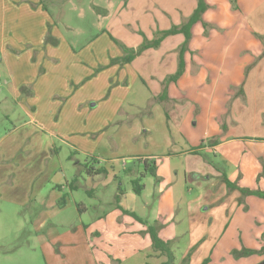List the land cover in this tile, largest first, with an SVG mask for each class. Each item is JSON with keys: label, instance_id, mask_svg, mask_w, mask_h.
I'll use <instances>...</instances> for the list:
<instances>
[{"label": "rangeland", "instance_id": "rangeland-1", "mask_svg": "<svg viewBox=\"0 0 264 264\" xmlns=\"http://www.w3.org/2000/svg\"><path fill=\"white\" fill-rule=\"evenodd\" d=\"M38 1L46 5L51 19L48 20V32L43 38L44 43H39L41 36H36L35 33L29 36L21 31L17 33L8 23L6 25L8 36L4 41L7 56L0 60L2 86L0 92L6 90L7 77L16 74L22 80L30 77L45 80V87L56 90L50 99L36 101L37 111L27 102L26 94L22 91L20 98L17 99L4 92L9 98L3 99L0 105V137L21 127L28 120L29 112L35 115L38 122L18 131L20 161L28 156L30 138L41 133L45 140L51 143L52 148L55 146L59 148L57 152L52 151L58 165L57 170L63 166L66 180L71 181L72 175L80 168L76 159H68L74 147L85 151V154L78 153L76 156L82 161L87 158L86 151H93L92 153L106 159L119 157L122 151L126 150L138 153L141 151L138 144H144L146 149L145 139L149 138L150 134L141 135V132L145 131L141 125L151 119L152 112H163L165 125L173 123L176 118L175 125L180 123V128L183 126L185 118L183 116L191 113L192 147L201 145L210 147L213 141L227 139L228 136L238 137L243 143L264 139V91L261 80L264 68L257 66V61L264 57V0H211L212 4L205 0L209 7L192 27L191 99L173 100L169 88L167 90V86L176 83L186 72L187 62L183 54V74L178 80L167 82L166 77L159 83L161 92L159 94L153 92L152 96L150 95L152 90L146 88L147 86L136 88L138 91L145 88L149 100L145 106L129 114L122 108L114 111L109 107L105 109L103 107L104 104L105 106L108 104L104 103L107 99L116 100L120 87H115L114 80L117 79V75H111L112 70H103L98 75L99 69L104 66L102 63L115 51V43L102 31L104 29L110 31L131 46L142 40L141 30L147 31L148 38L152 40L159 30L172 27L178 17V14L168 11L169 14L162 15L161 7L164 9L167 5L174 6L180 3V0H159L161 6H156L148 15L139 16L135 9L155 4L157 0H133L137 8L132 6L129 10L125 7V0ZM191 1H194V11L198 0ZM127 19L132 20L130 23L138 30L137 32L131 33L133 30L130 24L129 28L127 27ZM54 27L58 35L56 38L51 33V28ZM57 39L61 40L59 46H56L58 50L52 53L50 46L47 45H57L55 43ZM11 43L17 47L12 49ZM171 43L170 41L165 47ZM8 50H11L10 53H7ZM46 51L47 59L44 62L32 60L33 54L36 58L37 53H40L38 59H43L41 53ZM176 52L179 69L180 49ZM48 53L60 58L56 68L53 67L51 63L53 60ZM139 65L144 66L138 61L133 68ZM221 65L225 68V73L217 81L216 75ZM262 65L263 62L260 66ZM233 66L241 68L231 69ZM120 67L119 70L123 69L124 65ZM167 69L168 66L165 65L160 69V73H167ZM177 71L175 70V73ZM152 79L151 73L147 74V82L152 84L154 89H160ZM215 83L217 84L214 86ZM27 85L33 89L34 83ZM97 86L102 87L99 95L104 97L108 95L109 98H101L100 105L92 108L90 106L95 102L93 91ZM62 91L64 94L60 95ZM213 92L216 94L215 97ZM179 93L182 95L183 90L180 89ZM223 96L227 98L223 100ZM220 104L223 105L224 111L219 109ZM75 105L74 114L68 115L70 122L68 125L73 126L67 131L68 137L64 138V142L59 141L57 137L50 138L49 134L56 129V124L63 122L61 110ZM233 106L235 109L232 110ZM125 110L130 111L131 108L127 107ZM91 117L102 120L100 126L96 127L94 122H90ZM152 119L157 128L163 121L161 117L155 115ZM32 127L34 128L32 134L25 136L24 134ZM98 127L99 131L96 132L95 129ZM153 132L155 133L154 128ZM160 134L163 133L153 134L154 139L159 142L162 141L159 137L157 139ZM43 137H40L41 141ZM88 147H91L90 150H86ZM169 149L167 148L168 151ZM197 154L201 158L198 163L193 159L191 167L199 168L200 164L204 165L206 162L211 164L209 170L213 171H206L204 174L202 170L191 173V213L187 214V218L191 217V231L186 232L182 244L174 246L170 243L175 255L173 264H202L209 256L211 257L209 264L259 262L262 256L258 254L236 258L232 251L234 248L241 249L244 246L255 248L264 244L261 237L264 235V221L254 222L264 215L260 207L261 203L264 204V199L252 195L250 200H247L248 195H243L238 189H230L223 182L222 173L230 172L221 161L223 156L214 153L211 148L205 151L198 150ZM121 160L113 162L115 168L113 171L110 167V179L105 180V184L98 185L97 196L94 198L87 193V188L93 185L86 181L88 177L79 179L82 185L77 189L66 186L65 189L60 190L56 187L53 190L50 186L46 187L44 189L46 198L43 200H35L34 197L31 199L32 187H28L27 184L21 185L22 201L19 204L9 203L10 191L0 192V264L166 263L169 257L153 249L148 229L144 231L136 227L144 226L143 223L132 215H124L120 206H117V198L120 195L126 206L135 207L139 213L148 217L146 219L150 223L156 221L151 216L157 207V200L149 195V191L145 190L142 195L134 191L131 195L135 196L134 204L132 197L127 200L125 194L132 192L131 181L139 176L144 169L143 165L138 163L139 160H131L127 162V167L131 170L126 171ZM109 163L107 162V165L111 166ZM138 165L142 170L140 172L136 170V174L132 173L131 171ZM28 171L29 169H26V173ZM83 173L85 175L84 171ZM115 173L120 175L117 180L114 177ZM200 173L202 176L198 178ZM152 177L146 176L141 183L149 184ZM60 178H57L56 183L64 181L62 176ZM233 181L238 186L245 187L239 183L237 175ZM24 192L27 200L26 197L23 198ZM62 197L66 201L64 207L58 205ZM51 202L55 203L53 208L48 207ZM81 203L88 207V211L79 210ZM145 226L147 228L146 224ZM122 228L129 232L120 231ZM97 230L102 236L96 234Z\"/></svg>", "mask_w": 264, "mask_h": 264}, {"label": "crops", "instance_id": "crops-1", "mask_svg": "<svg viewBox=\"0 0 264 264\" xmlns=\"http://www.w3.org/2000/svg\"><path fill=\"white\" fill-rule=\"evenodd\" d=\"M157 1L155 2V4L146 5L144 7H141L140 9L138 7V10L135 9L137 16L141 14L148 15V13L154 10L156 6H161L162 3H159V0ZM207 1L212 4L211 0ZM125 4V7H127L128 10L132 6L133 8L134 6H136L137 8V4L135 5V2L133 0H125ZM193 9L194 1L192 2L191 0H180V3H177L174 6L167 5L164 6V9L161 7V13L162 15L169 14L171 12H173L172 14H178L177 19L174 21L175 25L187 21V19L193 12ZM48 12L49 10L44 7V5L41 4L38 0H0V60H3V58L7 56L4 45L5 38H7L8 36V28L6 25L10 23L14 28V31L17 33L21 31L23 34L27 33L29 36L33 33H35L36 36H41L39 43L42 44L44 43L43 38L48 32V22L51 21V19H49L50 15ZM126 21L128 22L127 27L128 24H130L129 26L133 30L131 33L138 31L137 29L132 27L133 24L130 23L132 22L131 19H127ZM128 28H126V30H128ZM141 31L144 32L148 37L147 31ZM51 33L55 38L58 37L55 27L53 29L51 28ZM112 35L115 36L113 33ZM108 37L110 40H112L109 35ZM115 37L117 38V36ZM134 37L137 38V36ZM119 40L127 44L124 40ZM59 41L57 39V41L55 42L57 45H47L50 46V52L53 53V51L55 52V50H58L56 46H59ZM142 41L143 36L142 40L139 42L141 43ZM170 41L172 42L171 45L165 47V45H167ZM184 41L185 36L183 34H176L172 35L171 37L169 36L162 41L159 48L147 49L143 54L138 56L131 63L123 64L124 67L121 70H119V68H121V64L117 63L116 59L122 57L124 52L123 49L113 41L115 43V51L113 52L112 56H108V58L102 63L104 64V66L99 69L100 72L98 73V75L101 74L103 70H112L113 72L111 73V75H117V79L114 80V83L116 85L115 87H120V91L116 95V100H111L108 95L105 97L99 95L102 87L97 86L95 91H93V100H95V102L92 103L90 107H98L100 105L101 98H109L104 102L108 103L106 106L104 104V109L109 107L115 111L119 108H122L128 114L133 110H139L140 108L145 106L146 102L149 100V94H147L145 88H143L144 90L140 88L139 91L136 90V88L147 86L146 88L152 90L150 91V95L153 92H155V94H159L161 92V84L159 83L170 74H174L175 70H177L178 68V54L176 51L180 49V46ZM139 42L133 46L129 44L127 45L130 47H137L140 44ZM15 47H17V45L11 43V48L14 49ZM10 51L11 50H8L7 53H10ZM39 54L40 53H37L35 55L36 58L33 57V54L32 60H36V62H44L47 59V51L41 53L43 59H38ZM184 54L185 60L187 62L186 72L176 83H171L168 86L169 94L173 100L187 101V99H191V41L189 42L188 50ZM49 55L54 62H51L53 64V67L56 68V65L60 63V58L55 56L54 54ZM138 61L142 62L144 66L141 67L139 65L138 67L133 68V65L138 63ZM262 62L264 63V57H262L260 61H257V66L264 68V65L260 66ZM165 65L168 66V72L165 74H163L162 72L160 73V69H162ZM235 68L236 67L233 66V68L231 69ZM149 72L151 73V76L153 78V83H155L157 86H160V89H154L153 85L147 82V74H150ZM224 73L225 68L223 67V65H221L220 70L216 75L217 81L220 77L224 76ZM262 74V91H264V70H262ZM11 77L12 76L10 75L7 77L8 79L6 81V90L0 92V105L3 99L9 98V96H7L4 92H7L8 95H12L10 97L17 99L20 98L22 91V93L26 94L27 102L30 103L37 111L38 107L36 106V101L44 99L48 100L53 94L56 93V90L54 88L45 87V80H36L32 79L31 77L22 80L19 79V76H17V74L12 78ZM131 78L134 79L131 80ZM31 83H34V85L32 86L33 89H30V85H27ZM226 83L229 84V82L227 81ZM122 84L125 85L123 86ZM216 84L217 83H215L214 86ZM233 84L236 83L233 82ZM0 88H2V86ZM180 89L183 90L182 95L181 93H179ZM63 94L64 92L62 91L60 95ZM68 95H70V93ZM213 96H216L215 92H213ZM181 97L183 98L180 99ZM226 98V96H223V100ZM219 99L222 100L221 97H219ZM68 100L65 99V101ZM127 107L131 108V110H125V108ZM219 109H223L224 111L223 105L221 106L220 104ZM233 109H235V106L232 107V110ZM75 110L76 105L71 108H63L61 110L63 122L60 124H56V129H52L54 132L52 131L49 134L50 138L57 137L59 141H63L66 136L68 137V129L73 128V126L68 125V123H70L68 122V115L71 116L72 114H74L73 111ZM83 111L84 107L82 105L81 112ZM152 113L153 116L155 115V117H161V121H163L157 128L155 127L152 116L150 117L151 119L147 120V123L144 122L142 124L143 126L141 125V127H144L145 130L144 133L141 132V135L150 134V137L145 139V142L147 144L146 149H144V144H138V146L141 147V151H139L138 153L133 150H126L122 151V155L119 157H108L106 159H102L99 154L92 153L93 151H86L87 158L85 161H82V159H79L76 156L78 155V153L85 154V151L83 149L79 150L78 148L74 147L72 154L68 159H76L77 164L80 165V168L74 175H72V178L70 179L71 181H69L66 180L67 176L64 173L63 166L62 169L57 170L58 165L56 164L55 155H53L52 151L57 152L59 151V148L56 146L52 148V146H50L51 143L45 140L41 133L35 134L32 138H30V150L28 156L22 158L21 161L19 160V129L27 127L29 124H38L35 115L29 112V114H27L28 120L25 121L21 127L11 130L0 137V192L2 193L3 191H10L8 195V198H10L9 203L19 204V202L22 201L20 198L21 185L27 184L28 187H32V196L29 195L31 199H33L34 197L35 200H43V198H46L44 195V189L46 187L50 186L53 190L56 187H58V189L60 190L65 189L66 186H69L71 189H77L80 185H82L79 179L82 177H88L86 181L88 183H93V185L87 188V193L91 198H94L95 196H97L96 189L98 188V185L102 183L105 184V180L108 181L110 179V167H112L113 171L115 168L113 162L118 159H122L121 163L123 169L125 168L124 170L130 171L131 169L127 167V162L131 160H139L140 162L138 163L142 165V161H144L146 158H154L157 160L158 164V175L161 176L162 179L155 182V179L152 177V182H150L149 184H144V190L142 194L145 190H147L149 191V195H152L157 200V207L152 212L153 215L151 216V218L163 224L162 228L159 230V236L163 240L168 241L175 246L179 243L182 244L181 242L184 239L186 232L191 231V217L187 218V214L191 213V173L194 174L195 171L200 170H202V174H204L206 171H213L209 170V167H212L211 164H208L206 162L204 163L208 166L205 164H200L199 168L191 167V161L193 159L194 162L198 163L199 158H201L200 155L194 153L196 149L205 151L211 148L214 153L217 152L218 154H220V156H223L221 161L224 162V164L230 170V172L226 171V174L232 181L234 179V176L237 175L239 183L245 186L243 188H259L264 190V139L251 140L243 143L242 140L238 137L228 136L227 139H219L213 141V145L211 144L210 147L205 145H201L200 147H192L190 127L191 113L183 116L185 118L183 120V126L181 128L180 123H176L175 125V121L177 120L176 118L173 123H168V125H165L163 112ZM183 117H181V119ZM89 121L94 122V125L96 127L100 126V123L102 122V120H100L98 117H91ZM122 126L124 127L125 125ZM220 126L222 127V123L220 124ZM123 127H120V129H122ZM153 128L156 134L163 133L157 136V139L158 137L161 138V142L154 139L153 134L155 133L153 132ZM216 128L217 130H219L217 125ZM63 129L65 130L63 131ZM96 130L99 131V127L96 128L95 131ZM30 131H28L24 135L30 136L34 131V128H30ZM40 137H43V141L40 140ZM249 146H251V148ZM90 148L91 147H88L86 150H90ZM167 148H170L169 151L167 150ZM142 151L144 152L140 153ZM74 155L76 158L74 157ZM10 161L12 162L9 163ZM107 162H110L109 165L111 166H108ZM206 167L208 168L207 170ZM26 169H29L28 173H26ZM104 169L106 170V173L101 172V170ZM89 170L91 173L88 172ZM136 170H139L140 172L142 169L138 165V167H136L135 170L133 169L131 172H134L136 174ZM83 171L85 172V175ZM202 174L200 173V175H198V178H201ZM9 176H11L10 179ZM60 176L64 178V181H62L61 183H56L57 178H60ZM119 176L120 175H117L116 173L114 174L116 180L119 178ZM149 188L151 189L149 190ZM131 191L132 192L125 193L127 194V200L134 192L133 189ZM251 196L252 195H249L247 200H250ZM131 197L134 204L135 196ZM23 198L27 200L26 192H24ZM258 198L263 199L260 197ZM117 199V206H121L119 208L124 215L131 216L130 214H127L123 211L128 210L131 212H136L140 217L148 220L146 219L148 217H145L142 213H139L135 207L126 206L123 202L124 199L121 198L120 195H118ZM258 203H260V201ZM65 204L66 201L64 200V197H62L61 203H59L58 205L64 207ZM54 205L55 203L51 202L49 203L48 207L53 208ZM123 205L126 207H124ZM148 205L149 202L147 200L146 206ZM260 207L261 211L264 214V204L261 203ZM79 210L81 212H86L88 211V207L81 203ZM257 221H264V215L254 220V222ZM143 225L144 226L137 225L136 227H138L139 229L142 228V230L147 229L144 223ZM120 231L129 232L128 230L125 231L124 228L120 229ZM96 234L102 236V234L99 233L98 230ZM255 248H260V246H256Z\"/></svg>", "mask_w": 264, "mask_h": 264}, {"label": "trees", "instance_id": "trees-1", "mask_svg": "<svg viewBox=\"0 0 264 264\" xmlns=\"http://www.w3.org/2000/svg\"><path fill=\"white\" fill-rule=\"evenodd\" d=\"M42 4V1H41ZM46 7V5H44ZM209 7L208 4H206L205 0H198L197 7L192 12V14L189 16L187 21L181 22L180 24H175L172 27L165 29V30H159L157 34L155 33V37L150 40L144 32L141 31L140 34L143 36V41L137 46V47H130L127 44L123 43L121 40L116 38L112 35L108 30L104 29L103 32H107L110 38L118 44L123 49V56L120 58H117V63H120L121 65L126 63H131L134 59H136L138 56L144 53L147 49L150 48H159L162 41L170 35H176V34H183L185 36V41L180 46V54H181V60L179 64L178 71L174 74H170L167 76L166 81H177L178 78L183 74V61H182V55L186 52V50L189 47V42L192 38V27L202 18V15L207 11V8ZM47 8V7H46ZM50 34V33H49ZM48 37L46 41H48ZM168 88V86H167ZM166 91L164 92V94ZM162 98V97H160ZM162 100V99H161ZM217 143V142H216ZM213 145V143H211ZM194 153H198V150L196 149ZM140 162V161H139ZM142 165L144 169L142 172H140L139 176L132 179V189L135 191V193L141 195L144 190V184L141 183L143 178L146 175H151L155 178V181H160L161 177H159L157 169L158 164L157 160L154 158H146L144 161H142ZM89 173L90 170L88 171ZM101 172L106 173V170H101ZM222 180L230 189H238L240 190L243 195L249 196V195H255L257 197L264 199V190L262 189H250V188H243L237 185L234 181H232L228 175L223 172L222 173ZM121 207V206H120ZM125 213L132 215L137 220L141 221L142 223L147 225L148 233L151 236L153 249L157 252H160L162 255H167L169 257L168 261L164 264H173L175 260V255L172 251L171 244L168 241L163 240L159 236V230L162 228V223L155 221L154 223H150L148 220L143 219L140 217L136 212H131L128 210H123ZM264 240V235L262 236ZM232 254L236 258L241 257H248L251 255L258 254L262 256L263 258L255 263V264H264V244L260 248H248L246 246L242 247L241 249L234 248L232 251ZM211 262V257L209 256L206 258L202 264H209Z\"/></svg>", "mask_w": 264, "mask_h": 264}, {"label": "built area", "instance_id": "built-area-1", "mask_svg": "<svg viewBox=\"0 0 264 264\" xmlns=\"http://www.w3.org/2000/svg\"><path fill=\"white\" fill-rule=\"evenodd\" d=\"M0 87H1V82H0Z\"/></svg>", "mask_w": 264, "mask_h": 264}]
</instances>
